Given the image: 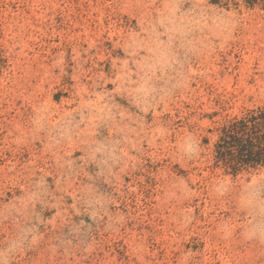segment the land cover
I'll return each mask as SVG.
<instances>
[{
    "label": "rangeland",
    "instance_id": "374dc122",
    "mask_svg": "<svg viewBox=\"0 0 264 264\" xmlns=\"http://www.w3.org/2000/svg\"><path fill=\"white\" fill-rule=\"evenodd\" d=\"M260 105L264 0H0V264H264Z\"/></svg>",
    "mask_w": 264,
    "mask_h": 264
},
{
    "label": "trees",
    "instance_id": "16d2710c",
    "mask_svg": "<svg viewBox=\"0 0 264 264\" xmlns=\"http://www.w3.org/2000/svg\"><path fill=\"white\" fill-rule=\"evenodd\" d=\"M255 1L248 0L249 3ZM215 148L216 165L233 175L263 168L264 105L224 123Z\"/></svg>",
    "mask_w": 264,
    "mask_h": 264
}]
</instances>
